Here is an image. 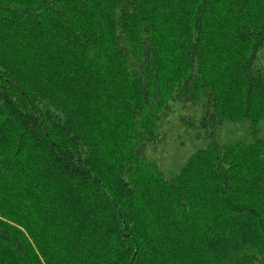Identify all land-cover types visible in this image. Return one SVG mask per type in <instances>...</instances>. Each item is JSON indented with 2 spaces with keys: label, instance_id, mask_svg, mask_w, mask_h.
<instances>
[{
  "label": "trees",
  "instance_id": "1",
  "mask_svg": "<svg viewBox=\"0 0 264 264\" xmlns=\"http://www.w3.org/2000/svg\"><path fill=\"white\" fill-rule=\"evenodd\" d=\"M260 55L264 0H0V264H264Z\"/></svg>",
  "mask_w": 264,
  "mask_h": 264
},
{
  "label": "rangeland",
  "instance_id": "2",
  "mask_svg": "<svg viewBox=\"0 0 264 264\" xmlns=\"http://www.w3.org/2000/svg\"><path fill=\"white\" fill-rule=\"evenodd\" d=\"M262 66H264V58L260 55L255 67ZM172 104L173 111L169 114L164 125L162 139L153 144L154 146L148 144L145 150V154L158 163L166 177H172L194 151L205 147L209 142L208 138L204 136V129L197 125L200 119V106L180 102H172ZM178 104H182V106L178 108L176 106ZM181 116L193 119L197 126L193 129L177 124ZM260 125L264 126V122H261ZM262 130L260 136L264 135V128H261ZM250 139L245 122L223 123L217 136L220 143Z\"/></svg>",
  "mask_w": 264,
  "mask_h": 264
}]
</instances>
